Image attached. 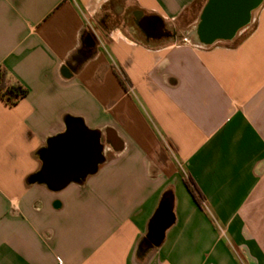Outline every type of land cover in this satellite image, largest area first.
I'll return each mask as SVG.
<instances>
[{
	"label": "crops",
	"instance_id": "obj_1",
	"mask_svg": "<svg viewBox=\"0 0 264 264\" xmlns=\"http://www.w3.org/2000/svg\"><path fill=\"white\" fill-rule=\"evenodd\" d=\"M207 2L0 0V67L29 90L0 98V264H264V1L231 42L140 26L194 30ZM71 118L106 162L60 192L31 183ZM161 209L173 223L139 256Z\"/></svg>",
	"mask_w": 264,
	"mask_h": 264
},
{
	"label": "water",
	"instance_id": "obj_2",
	"mask_svg": "<svg viewBox=\"0 0 264 264\" xmlns=\"http://www.w3.org/2000/svg\"><path fill=\"white\" fill-rule=\"evenodd\" d=\"M263 1L208 0L198 25L192 31L194 41L202 46L233 41L239 31L251 22L253 11ZM86 42L89 47L96 46L91 34ZM104 151L101 131L88 128L81 119L71 118L67 130L48 141V147L41 155L42 168L31 178V183L45 184L54 192H60L73 183L82 184L106 162ZM172 223L166 209L157 212L151 225V233L156 239L153 245L161 243ZM150 239L151 235L146 242L152 245Z\"/></svg>",
	"mask_w": 264,
	"mask_h": 264
},
{
	"label": "trees",
	"instance_id": "obj_3",
	"mask_svg": "<svg viewBox=\"0 0 264 264\" xmlns=\"http://www.w3.org/2000/svg\"><path fill=\"white\" fill-rule=\"evenodd\" d=\"M28 95L29 90L18 82L11 83L9 71L4 67H0V98L5 101V103L10 107H15L22 100L27 98ZM185 184L197 204L200 207H203L205 198L198 185L196 184L195 180L192 177H188L185 179ZM171 197V192L165 193L160 208L164 207V205L168 202ZM154 239L155 238L152 233L150 241ZM145 243L146 239L141 243L139 247V256L143 255V245Z\"/></svg>",
	"mask_w": 264,
	"mask_h": 264
},
{
	"label": "flooded vegetation",
	"instance_id": "obj_4",
	"mask_svg": "<svg viewBox=\"0 0 264 264\" xmlns=\"http://www.w3.org/2000/svg\"><path fill=\"white\" fill-rule=\"evenodd\" d=\"M140 26L142 30L148 34L151 35L154 38L162 39L164 37H174L176 36L177 32L174 31H168L159 23V21H154L152 19L143 20L140 23ZM154 242V240H152Z\"/></svg>",
	"mask_w": 264,
	"mask_h": 264
},
{
	"label": "rangeland",
	"instance_id": "obj_5",
	"mask_svg": "<svg viewBox=\"0 0 264 264\" xmlns=\"http://www.w3.org/2000/svg\"><path fill=\"white\" fill-rule=\"evenodd\" d=\"M199 7H195L193 8V10L189 13V15L186 17V20L185 22H190V21H193L194 19L197 18V15H198V9ZM175 31L177 32L176 36L177 37L176 39L178 41H181V42H184V41H189V42H193L194 41V38L192 36V31L193 29L192 28H186L184 25H180L178 27H174Z\"/></svg>",
	"mask_w": 264,
	"mask_h": 264
}]
</instances>
